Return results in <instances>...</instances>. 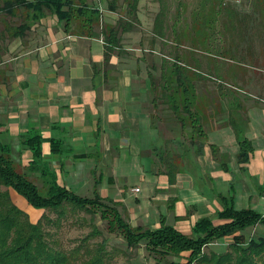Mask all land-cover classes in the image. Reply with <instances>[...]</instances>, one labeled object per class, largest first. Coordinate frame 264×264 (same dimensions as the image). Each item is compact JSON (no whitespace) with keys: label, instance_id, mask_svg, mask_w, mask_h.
Wrapping results in <instances>:
<instances>
[{"label":"crops","instance_id":"1","mask_svg":"<svg viewBox=\"0 0 264 264\" xmlns=\"http://www.w3.org/2000/svg\"><path fill=\"white\" fill-rule=\"evenodd\" d=\"M102 2L96 6L100 23L91 33H83L73 22L66 29L56 16L48 15L23 37L7 42L0 62V142L11 148L14 164L26 171L32 152L22 142L39 131L43 161L57 175L58 184L80 196L97 193L115 203L135 228L157 230L164 220L190 236L200 219L214 218L223 209L220 195L232 198L236 209L252 208L264 215V98L242 109L245 126L240 137L251 142L253 152L248 162H239L231 111L220 98H211L217 86L197 89L198 98H210L203 106L196 104L206 135L203 154L176 158L178 171L171 183L160 157L168 152L180 156L183 149L174 144L179 135L168 128L171 112L157 101V89L151 85V77L161 76L162 48L172 51L174 43L154 33L161 4L140 0L139 24L122 32L120 44L107 51L103 31L128 20L127 4L122 0L111 11ZM212 44L217 50L229 47V57L194 50L213 61L211 68L201 61L202 69L208 70L205 76L226 77L216 62L230 66L245 55L252 60L244 65L250 76L264 72V41L263 48L249 39ZM189 49L188 43L182 44V55ZM259 55L257 66L253 62ZM155 114L160 120L152 118ZM189 133L187 128L180 140ZM52 140L62 143L60 153L51 152ZM212 146L227 156L228 171L214 158ZM31 176L43 185L40 173ZM257 230H264V224L244 231L250 235Z\"/></svg>","mask_w":264,"mask_h":264},{"label":"trees","instance_id":"2","mask_svg":"<svg viewBox=\"0 0 264 264\" xmlns=\"http://www.w3.org/2000/svg\"><path fill=\"white\" fill-rule=\"evenodd\" d=\"M75 1H78L79 5L75 4L73 0H0V15L19 21L14 25L10 23L9 26L5 25L4 29L7 32L5 38L2 36L4 29L0 30V62L7 50L6 45L9 40L23 37L33 24L48 15L56 16L59 22L64 23L66 29H69L74 19L77 20V27L83 33L93 32L94 25L101 18L100 9L89 5L84 0ZM139 1L125 0L128 20H119L116 26L103 31L107 51L120 44L122 32L134 30L139 24L137 17ZM159 2L161 8L155 18L154 33L163 39L171 33L174 43L171 47L172 51H168L169 54L163 53L161 76L159 78L151 77V85L157 89V101L164 104L171 112V115L167 117L171 123L168 128L178 133L179 138L176 137L173 142L177 147L183 149L180 156L179 154L173 156L168 152L162 153L160 157L161 164L165 166L169 180L173 183L178 171V166L174 161L176 158L186 157L187 154H189L188 156L203 154L206 135L201 115L196 109L199 98L195 78H203L205 75L199 70L202 65H200V59L194 56L195 53L187 58L181 53V45L189 44L186 33L188 28L180 23L186 3L178 2L176 15L174 14L175 20L169 24V20L172 18V15L169 14L170 8L164 3V0H159ZM205 5L206 3H204ZM117 6L114 0L110 1L109 9L111 11H116ZM212 13L208 11V15L198 18L201 16V12L197 10V18L191 25L197 36L196 39H192L195 42H192L189 47L210 53L216 51L222 56L229 55V47H225V45L221 46L219 50L214 49L213 42L218 40L225 43V39L216 36L217 28L212 26L214 24ZM195 25H199L198 32ZM107 58L108 53H106ZM230 86L231 89H228L226 85L217 87V94H211V98L213 100L220 98L227 104L231 111L229 123L237 134L240 147L238 160L239 162H248L253 147L248 139L244 136L240 137L245 126L240 113L244 105L240 95L233 90L234 85ZM235 89L239 90L238 87ZM152 118L160 120L156 114ZM187 128L190 129L189 136L182 142L180 135ZM22 143L32 152V158L24 172L19 170L12 161L11 148L0 142V264H101L103 247L95 251L96 256L89 249L81 252L80 246L68 254L63 249L56 248L54 242L49 240L50 233L45 230L42 220L45 219L48 224L58 227L61 225V219L66 218L68 209L82 210L92 215H96L97 210L101 219L106 221L109 233L119 234L129 248H136L141 242H145L147 251L154 256L157 263L165 261L164 264H264V237L251 238L246 241L245 236L241 233L249 227L264 224V215L252 208L236 209L232 198L227 200L226 197L220 195L224 202L223 209L214 218L200 219L194 225L190 236L167 225L164 220H162L161 228L157 230L135 228L119 212L115 203L104 201L97 193L92 198L83 197L58 184L57 175L43 161L42 134L39 131L31 132ZM61 151L62 143L52 140L51 152L60 153ZM212 152L214 158L221 163L222 168L228 171L227 156L220 154L214 146H212ZM33 173H40L44 191L33 180L34 178L31 176ZM98 184L97 180L96 185ZM10 190L17 196H21L20 198L24 199L35 211H54L57 214V219L47 218L44 213L38 221L33 222L28 212L13 201ZM97 230V227L94 226L93 232L100 234V231ZM226 237L233 239L230 244L232 249L230 252L224 255L205 254L204 249L208 245ZM183 253H189L184 262L166 260L170 256L183 257ZM88 254L92 255L93 259L76 261L77 257Z\"/></svg>","mask_w":264,"mask_h":264},{"label":"rangeland","instance_id":"3","mask_svg":"<svg viewBox=\"0 0 264 264\" xmlns=\"http://www.w3.org/2000/svg\"><path fill=\"white\" fill-rule=\"evenodd\" d=\"M84 1L89 5L94 6H98L97 3L103 1V6L105 8H109V3L111 0ZM121 1L122 0H114V3L116 2V5L119 6L122 3ZM180 1L186 3V5H184L183 7L184 12L181 15L180 23L183 26L186 25L188 28L186 33L187 37L189 38L187 39L189 41V45H191L192 42H195L192 41V39H196L197 36L193 32L191 25H193L194 19L197 18L198 14L196 13L197 10H199L201 12V16H198V18H202L203 16L208 15V11L209 13L213 12L212 14L214 17V24H212V26L214 28H217L216 36L221 37L222 39L224 38L225 42L249 39L261 45L256 46L257 48H263L262 42L264 41V0H245L244 2L237 5L228 3L225 0H164V3L170 8L169 10L171 12L169 14L172 15V18L169 20V24H172V22L175 20L174 14L178 7V2ZM73 2L79 5L78 1L73 0ZM204 3H206L205 6ZM8 18L10 17H4L0 15V30L4 29L5 25L9 26V23L13 25L19 23L18 19ZM98 22L100 23V20ZM98 22H96V24H98ZM73 23H77V20L73 19ZM194 27L198 32L199 25H195ZM6 34L7 32L4 29L2 32V36L5 38ZM167 38L169 41L174 42V37L171 33L168 34ZM171 47H173V45H171ZM189 48L190 49L187 50V53H184L186 58L189 57V55L191 56L192 53H195L194 56L197 59H200V61L204 62V64H208L210 68L211 66H213V61H210V58L204 55L198 57V53L194 51L196 49H194L193 47ZM162 52L165 54H169L168 50L165 48H162ZM223 57L228 58L229 55H223ZM245 57H239V60H243L242 63L236 61V63L234 64L231 63L230 66H225L224 63L218 64V62H216L215 65L218 67L221 66L220 68H222V73H228L227 76L221 78H211L206 76H203V78L196 77V88L199 90L203 89V87H220L221 85H226L228 89H231L230 85L233 84L235 88H239V91H236L235 88L233 90L240 95L244 107L245 104L253 102V100L260 101L261 98H264V72L259 70L256 73H253L254 76H250V72H248L249 68L245 66L247 64L249 65V63L251 64L252 60H248L247 57ZM260 58V55L257 56L256 60H254L253 63L258 66V64L260 63L257 62L261 60ZM202 68L203 67L200 66L199 69L202 74H208L207 68L206 70H203ZM204 96L205 95L199 96L197 104L202 105L204 102L210 99L207 96L206 98H203ZM218 100L219 98L213 101ZM198 107H200V105H198ZM240 113L243 115V110ZM241 120L244 121V118L242 117ZM18 169L20 170V168ZM33 180L36 181L41 190L44 191L43 185H41L40 181H38V179ZM10 192L13 201L20 208L28 212L33 222L38 221V219L44 213L47 218H50L52 220L57 219V214L54 211H35L27 204L26 201H24V199L20 198L21 196H17L12 190H10ZM96 212V215H92L82 210L74 211L68 209L66 218L61 219V225L58 227L56 225L48 224L45 219H43L42 221L45 230L50 233L49 240L51 242H54L56 248L63 249L68 254H70L72 250L80 246L81 252L89 249L93 252L94 256H96L95 251L97 249H102L101 247H103L104 252L103 258H101V264L165 263V261L157 263L154 256L147 251L145 242H141V244L136 248H129L124 239L119 234L109 233L107 231L106 221H103L101 219L100 213L97 210ZM94 226L97 227V231H100V234H96V232H93ZM242 233L247 241L250 238L249 236L251 234L254 238H257L264 233V230H257V232L253 231L250 235V232L243 231ZM232 242L233 240L231 238L217 240L216 242L208 245L204 249V252L206 255H211L213 253L224 255L232 250L230 248V244ZM186 255L188 254L184 253L183 257L170 256L166 260L184 262ZM91 256L92 255L89 254L85 256L82 255L77 257L76 261H81V259H85L86 261L89 259H93L91 258Z\"/></svg>","mask_w":264,"mask_h":264},{"label":"built area","instance_id":"4","mask_svg":"<svg viewBox=\"0 0 264 264\" xmlns=\"http://www.w3.org/2000/svg\"><path fill=\"white\" fill-rule=\"evenodd\" d=\"M225 1L228 2V3L237 5V4H240V3L244 2L245 0H225ZM135 191L138 192L139 189H135Z\"/></svg>","mask_w":264,"mask_h":264}]
</instances>
